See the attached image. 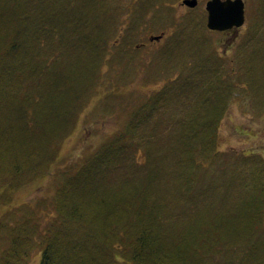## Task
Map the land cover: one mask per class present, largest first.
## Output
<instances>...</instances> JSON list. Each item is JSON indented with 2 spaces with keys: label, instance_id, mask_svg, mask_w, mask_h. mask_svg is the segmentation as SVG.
I'll return each mask as SVG.
<instances>
[{
  "label": "trees",
  "instance_id": "trees-1",
  "mask_svg": "<svg viewBox=\"0 0 264 264\" xmlns=\"http://www.w3.org/2000/svg\"><path fill=\"white\" fill-rule=\"evenodd\" d=\"M115 12L100 0H0V264H30L36 250L37 264H209V253L220 254L217 264H264L263 223L252 221L259 201L241 226L211 222L201 210L217 197L209 189L217 131L234 80L214 50L180 52L179 40L191 35L205 51L193 17L170 21L178 29L157 55L176 74L54 178L57 149L102 85L104 64L130 56L124 46L106 57ZM166 167L174 180L163 190ZM48 176L53 191L12 200Z\"/></svg>",
  "mask_w": 264,
  "mask_h": 264
},
{
  "label": "rangeland",
  "instance_id": "rangeland-1",
  "mask_svg": "<svg viewBox=\"0 0 264 264\" xmlns=\"http://www.w3.org/2000/svg\"><path fill=\"white\" fill-rule=\"evenodd\" d=\"M136 1L100 0L101 4L117 9L116 20L110 28L113 35L108 41L106 57L108 60L116 59L115 54L124 46L131 48V53L130 56L123 55L120 63L117 60L108 61L111 67L104 64V74L100 79L104 84L97 86L81 108L73 129L57 149V158L50 171H54V178H58V171L77 166L80 157L108 139L126 120V109L141 104L147 95L161 88L169 77L176 74L174 62L161 63V57L159 59L157 55L178 29L179 25L170 24V21L190 16L201 23L200 31L203 30L204 36L200 38L207 45L204 43L205 51L198 50L197 39L191 35L179 40L180 52L206 54L208 49L214 50L223 57L234 80L233 93L217 131L220 156L209 187L210 191L217 192V197H214L215 202L201 203V210L205 219L208 209L211 211L208 217L211 222L218 223L229 218L236 226H241L244 221L252 219L250 213L256 200V205L260 202L261 209L258 218L252 221L263 223L264 228L261 201L264 199V0H244V24L226 31L207 29V0H198L197 6L192 9L182 6L181 0H148L146 8L136 7ZM136 9L139 11L136 24L127 31ZM250 33V44L247 49L243 48L242 39ZM156 36L160 37L156 39ZM171 169L164 168L162 179L166 180V187H160L163 190H168L171 180H174ZM51 176L22 185L12 195V200L27 201L45 191H53L56 181ZM0 208L5 206L0 205ZM224 234L223 231L221 235ZM209 254V264L221 261L219 253ZM39 255V250L34 251L30 264H37Z\"/></svg>",
  "mask_w": 264,
  "mask_h": 264
},
{
  "label": "water",
  "instance_id": "water-1",
  "mask_svg": "<svg viewBox=\"0 0 264 264\" xmlns=\"http://www.w3.org/2000/svg\"><path fill=\"white\" fill-rule=\"evenodd\" d=\"M183 5L193 8L197 0H182ZM206 27L212 31H226L243 25V0H207L205 3ZM156 39L159 36L155 37Z\"/></svg>",
  "mask_w": 264,
  "mask_h": 264
},
{
  "label": "flooded vegetation",
  "instance_id": "flooded-vegetation-1",
  "mask_svg": "<svg viewBox=\"0 0 264 264\" xmlns=\"http://www.w3.org/2000/svg\"><path fill=\"white\" fill-rule=\"evenodd\" d=\"M182 6H185V5H182ZM190 9H192V8H190Z\"/></svg>",
  "mask_w": 264,
  "mask_h": 264
}]
</instances>
